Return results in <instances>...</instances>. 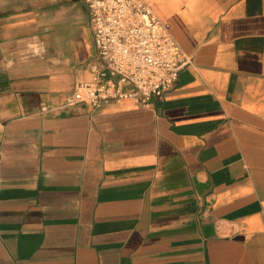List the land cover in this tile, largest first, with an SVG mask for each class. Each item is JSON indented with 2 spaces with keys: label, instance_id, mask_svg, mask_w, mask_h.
<instances>
[{
  "label": "crops",
  "instance_id": "0c3cea01",
  "mask_svg": "<svg viewBox=\"0 0 264 264\" xmlns=\"http://www.w3.org/2000/svg\"><path fill=\"white\" fill-rule=\"evenodd\" d=\"M192 63L72 104L85 0H0V264H264V0H146Z\"/></svg>",
  "mask_w": 264,
  "mask_h": 264
},
{
  "label": "built area",
  "instance_id": "2783aa9c",
  "mask_svg": "<svg viewBox=\"0 0 264 264\" xmlns=\"http://www.w3.org/2000/svg\"><path fill=\"white\" fill-rule=\"evenodd\" d=\"M98 54L88 62L89 78L76 84L69 104L134 99L150 106L173 90L192 63L169 24L146 0H85Z\"/></svg>",
  "mask_w": 264,
  "mask_h": 264
}]
</instances>
